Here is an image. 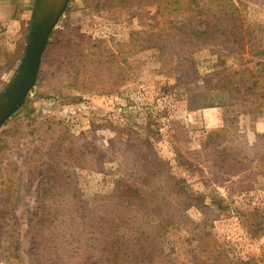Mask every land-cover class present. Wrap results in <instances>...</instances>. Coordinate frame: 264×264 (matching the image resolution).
<instances>
[{
  "label": "rangeland",
  "instance_id": "rangeland-1",
  "mask_svg": "<svg viewBox=\"0 0 264 264\" xmlns=\"http://www.w3.org/2000/svg\"><path fill=\"white\" fill-rule=\"evenodd\" d=\"M240 25L264 50V0H69L0 126V264H125L113 233L127 261L159 223L141 264H264V111L227 87L264 59L220 33Z\"/></svg>",
  "mask_w": 264,
  "mask_h": 264
},
{
  "label": "water",
  "instance_id": "water-1",
  "mask_svg": "<svg viewBox=\"0 0 264 264\" xmlns=\"http://www.w3.org/2000/svg\"><path fill=\"white\" fill-rule=\"evenodd\" d=\"M69 0H36L19 63L0 91V126L21 106L37 79L44 46Z\"/></svg>",
  "mask_w": 264,
  "mask_h": 264
},
{
  "label": "trees",
  "instance_id": "trees-1",
  "mask_svg": "<svg viewBox=\"0 0 264 264\" xmlns=\"http://www.w3.org/2000/svg\"><path fill=\"white\" fill-rule=\"evenodd\" d=\"M248 26H244V29L242 28V25L239 27L237 26H229V27H223L222 29L220 28V33H224L225 38L230 36L236 42L238 45H240L241 49H247L251 50L253 54H261L264 59V50H253L254 48L252 45L249 44L248 39H246V34H247V29ZM52 32V31H51ZM214 32H218L217 29L214 28ZM202 34V33H201ZM51 35V33H50ZM49 35V36H50ZM207 36L210 37V33L206 34ZM250 39V37H249ZM248 42V44H246ZM47 45V42L44 46L43 51L45 50ZM247 46V47H246ZM230 74L225 75V80L228 78ZM261 78L260 74H255L253 75V79L249 82L247 85H245V82H241L240 84H233L231 81L228 82V90L229 94L231 96V103L236 104V101L238 100H243V111H259L263 112L264 111V89L261 86L262 83H264V79H259ZM186 193V192H183ZM187 194V193H186ZM121 195V192H120ZM187 197H192L191 195L187 194ZM216 205V204H215ZM218 208H222L221 204H218ZM172 220H168L167 223H171ZM160 225V223H159ZM157 225L154 231V237L152 238L151 236L149 237V242L146 244L142 238V236H136L134 238V247H133V254L132 258L129 260H124L122 256L125 254L122 253V244L118 241V238L113 235L110 237L112 241H114V244H116V248L114 246L113 249H115L114 255H110L109 258L106 259V262H124L125 264H135V263H140L141 261H148L152 262L156 257L163 255L164 250L160 245L163 237V232L165 229L160 225ZM169 225V224H168ZM162 229V230H161ZM113 237V238H112ZM133 241V239H132ZM118 245V246H117ZM110 254V253H109ZM112 254V252H111ZM166 255V254H165Z\"/></svg>",
  "mask_w": 264,
  "mask_h": 264
},
{
  "label": "crops",
  "instance_id": "crops-1",
  "mask_svg": "<svg viewBox=\"0 0 264 264\" xmlns=\"http://www.w3.org/2000/svg\"><path fill=\"white\" fill-rule=\"evenodd\" d=\"M27 0H0V78L9 77L18 62L17 49L25 41ZM5 78V79H6Z\"/></svg>",
  "mask_w": 264,
  "mask_h": 264
}]
</instances>
